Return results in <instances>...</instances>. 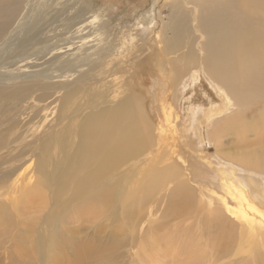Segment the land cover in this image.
I'll return each mask as SVG.
<instances>
[{"label": "bare ground", "instance_id": "1", "mask_svg": "<svg viewBox=\"0 0 264 264\" xmlns=\"http://www.w3.org/2000/svg\"><path fill=\"white\" fill-rule=\"evenodd\" d=\"M42 2L0 0V119L12 114L0 122V237L5 241L11 235L15 217L24 218L33 211L27 225L32 231L26 232L28 239H20L16 247L17 253L20 246L27 248L21 263L34 264L38 255L40 263L47 264L59 226L73 221L76 225L77 219L88 214L95 216L96 205L108 199L123 209V218L132 223L129 226L139 227L149 197L177 181L174 201L170 200L164 214L167 225L179 233L181 225L197 221L220 243L218 249L210 243L216 258L230 255L236 234H240V247L246 242L256 248L254 263L264 264V255L257 254L264 245V190L259 189L262 197L255 201L249 192L258 189L250 191V183L234 173L237 160L240 168L253 174L248 178L252 185L264 186V0H169L173 15L167 22L161 10L156 11V35L150 44L162 54L156 66L168 82V86L164 84L167 90L180 99L181 88L185 92L205 80L218 98L217 103L207 109L200 107L194 114L190 129L196 140L193 144L199 149L207 139L221 143L223 135L230 133L257 136L254 146L259 148L231 164V177L227 173L214 177L210 166L206 172L189 169L196 182L216 196L207 201L191 193L185 169L182 173L177 163L165 167L159 155L156 161L151 157L144 172L147 175L130 184V166L139 164L155 144L143 104L125 88L123 79L112 78L119 73L114 55L117 45L110 35L103 39V33H97L100 12L89 1ZM163 30L172 36H162ZM189 35L187 51L171 57V64L162 59L164 54L165 58L178 54L183 47L177 49L180 44L176 41ZM105 57L110 70L106 74L101 71ZM144 128L147 131L143 132ZM147 142L152 145L145 146ZM243 145L250 148L253 143ZM124 168L127 170L121 172ZM110 179L113 181L107 183ZM77 202L82 203L78 210ZM46 211L35 225L37 217L32 216ZM68 211H76L75 220L63 222ZM184 229L188 231L189 226ZM1 241L0 250L4 247Z\"/></svg>", "mask_w": 264, "mask_h": 264}, {"label": "rangeland", "instance_id": "2", "mask_svg": "<svg viewBox=\"0 0 264 264\" xmlns=\"http://www.w3.org/2000/svg\"><path fill=\"white\" fill-rule=\"evenodd\" d=\"M87 1H89L92 5H95L99 9L98 12H100V23L97 25V28L101 29L98 30L97 33H103L101 36L104 37L103 39H107V37L110 35L113 38L115 45H117V51L114 55L116 56L115 61L118 64L117 68L119 70L117 71L119 73L114 75L112 78L115 77L123 79L125 88L130 90L138 98L139 104H143V114H145L144 117L149 123L150 132L152 130V133H149L152 136V140L154 141L153 144H155V146L150 148L151 151L149 154L141 156V162L139 164L136 163L135 165L130 166V170L128 172L130 175V184H132V182H137L138 179H143L147 175L144 174V172L147 170L149 163L151 162L150 160H152L153 157L159 155V160L165 161V163H163L165 167L172 163H177L182 173H185L183 171L186 170V175H184V178L187 180V183L189 181V189L194 195L197 194V198H202L206 201L210 200L211 198L216 199L214 193L208 190L206 185H203L201 182H196V178L193 177L191 172L189 173V169L196 167L197 171H201L203 168L204 172H206V170L209 169L207 167L210 166L212 167V171H209V173L214 172V177H219L223 173H227V176L231 177V171H233L231 164H234L236 159L239 160L240 158L245 157L248 153L256 151L257 148H259L254 146L257 136L253 133H250L244 138L243 136L239 137L237 134L234 135V133H230V135H223L224 138L222 139L221 143H219L217 140L211 142L209 139H207L208 141L206 140L203 146L199 147V149L197 145L193 144V142L196 140L193 138L194 136L190 129L191 125L193 124L192 121L194 114L200 109V107L207 109L210 107L211 103H217L218 98L211 86L204 80L203 82L196 84L194 89L189 87L184 92V88H181V96L179 99L178 96H174V92L171 91V89L167 90L166 86H168V82L166 84L165 80L162 79L158 72L156 63L158 57H161L162 54L161 52L158 53V47L154 45V43H150L153 41L156 35V30L153 28L157 24L158 20L156 11L161 10L160 12L163 15V19L165 22H167L169 17H172L173 15V7L171 2H168L169 0ZM51 2H53V0H43L42 3L43 5H49ZM97 21L99 22V20ZM196 24L197 23L195 22L192 26V29ZM191 34L193 37V33ZM162 36L170 37L172 36V32L163 30ZM191 36L189 35L184 37L183 40L176 41L180 44L177 49L183 47L178 54L170 55L167 58H165L164 54L162 59L171 64L170 60L172 58H174L176 55H181V53L184 51H187L185 45L187 42H189ZM193 38L192 40H194V43L196 38ZM101 43L104 44L106 41ZM204 44L205 43H203V45ZM168 70L171 72V65H169ZM101 71L105 74L110 72L109 62L106 57L103 60V68ZM170 75L171 73H169V76ZM158 81L159 83L157 84ZM165 93L167 95H165ZM8 111H11V108L8 109ZM9 116H12V114L1 118L0 122L1 120L6 121ZM145 131H147V129L145 130L144 128L143 132ZM249 142L253 143L252 147L249 148L246 147L247 145H243ZM149 145L151 146L152 144L147 142L145 146L148 147ZM202 158L204 159L202 160ZM154 161H156V157ZM164 165H160L159 167H163ZM235 165H238V167L235 169L234 173L237 174L238 178H242L243 182H246L247 184L250 183V187H248L249 190L252 191V189H258L254 193L249 192L247 189V191L253 195L252 197L254 200L256 201V197L257 199L261 198L262 193L259 191V189L264 190V186L258 185L256 187L252 185V180L248 178L252 177L253 174H249L248 172L244 171V169L240 168L237 160ZM230 166L232 167L231 170ZM125 169L127 170V168H124V170L121 172H125ZM142 173L143 175H141ZM139 174L140 176L136 177ZM131 177H133L135 180ZM210 179L213 178L211 177ZM111 181H113V179H110L106 182L109 183ZM177 185V181L170 182L160 190L155 191V194L149 197L152 203L150 202V205L148 204V206L143 209L141 213L143 221L137 228L133 229V227L129 226V224L132 223L127 222V220L123 218V209L120 208L113 199L105 200L102 204L96 205L97 208L94 210L95 216L89 217L88 214V218L86 217L84 219H77L78 221H76V225L74 224V221L63 223L61 226H59L58 233L54 236V246H52L53 251L48 254L47 264H170V262L175 264H256L254 263V259L252 257L253 251L256 248L246 246L249 245L246 244V242V245L244 244L240 247V234H236L237 241H235L233 244L234 247L231 250V256L227 255V257L224 258H216V254H214L215 251L212 250L210 243L212 241L215 249L220 247V243L213 241L210 233L208 236V233H205V231L199 227L197 221L191 219L185 225H181L183 230H181L179 233L176 232L174 228H171V224L167 225L168 223L164 214L167 213L165 210L169 209L170 204L172 203L171 201H174L172 196L174 195V191L177 189ZM202 185L204 188L206 187L205 190ZM119 186L120 185L118 183V187ZM261 187L263 188L261 189ZM119 189L120 187L118 190ZM202 190L204 193H202ZM194 191L196 193H194ZM2 192L4 193L3 200H5V196L7 195L6 188H3ZM92 197H94V194H92ZM232 203L230 205L234 206ZM81 207L82 203L77 202L76 209L78 210ZM47 212L48 211L42 215L37 214L32 216L37 217V219H35V225H37V222H39L41 216L44 217ZM33 214L34 213L32 211L29 215ZM75 214L76 211H68L65 215H63V222L69 218L75 220ZM29 215H27L28 217L24 216V218L15 217L14 222L16 223V226L13 228V232L10 233L11 235L9 234L10 236H7L5 241L4 238L0 237V240H2L1 242L4 241V247L0 250V264H23L21 263V260L24 258L26 251L25 249L27 248L25 246H20L19 252L17 253L16 247L21 241L20 239L27 238L24 236L26 235V232L29 234V232L32 231V228H27V225H30L32 222V218L30 222ZM142 217L140 219H142ZM26 218L28 220H26ZM199 218L206 217L200 216ZM174 224L175 222L173 225ZM188 226L189 230L187 231L184 228ZM172 232L176 237L174 234H171ZM1 233L2 229L0 228V234ZM198 233L203 235H198ZM180 241H183V244L186 243V245L181 244ZM159 244L162 245V248ZM256 244L261 245L262 242H257ZM192 245H194V247ZM239 247L242 248L243 251L241 250V252L237 254V250L240 249ZM246 247L248 249H246ZM186 248L188 249V252ZM194 248L196 250H194ZM95 249L98 251L96 252ZM168 250L172 253H170ZM192 251L195 252L193 253ZM260 251L258 250L257 254L259 253L263 256L264 245H261ZM210 259L213 260L210 261ZM33 260L37 261L34 264H41L38 255H36Z\"/></svg>", "mask_w": 264, "mask_h": 264}]
</instances>
